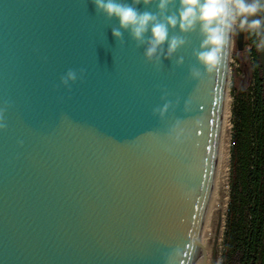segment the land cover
Returning <instances> with one entry per match:
<instances>
[{"label": "water", "instance_id": "95a60500", "mask_svg": "<svg viewBox=\"0 0 264 264\" xmlns=\"http://www.w3.org/2000/svg\"><path fill=\"white\" fill-rule=\"evenodd\" d=\"M114 26L91 0H0V264H195L199 248L217 264L202 229L232 39L207 73L192 55L198 32L157 67ZM260 62L264 80V52Z\"/></svg>", "mask_w": 264, "mask_h": 264}, {"label": "clouds", "instance_id": "9594fccd", "mask_svg": "<svg viewBox=\"0 0 264 264\" xmlns=\"http://www.w3.org/2000/svg\"><path fill=\"white\" fill-rule=\"evenodd\" d=\"M95 12L102 14L106 20L118 21V26L111 28L112 36L121 47L124 46V32L134 41L137 48L144 47L147 63L157 67L163 60L173 56L190 42L187 35L198 32L199 47L193 49L192 55L207 73L213 72L221 64L225 49L230 45L233 34L244 31L251 40V47L257 52H264V0H91ZM143 4L145 9L156 5V11H141L137 6ZM178 5V6H177ZM178 29L179 34H172ZM165 45L167 47L165 48ZM184 63L181 56L175 64ZM86 69H69L60 78V83L70 90V85L83 79ZM200 68L191 67L189 75L193 79L201 76ZM161 99H165L162 96ZM177 103H179L177 101ZM188 103H185L187 110ZM170 101L163 107L153 109V115L161 119L172 107ZM8 104L0 108V130H6L5 112ZM178 120L174 127L178 126ZM22 141L20 144L22 145Z\"/></svg>", "mask_w": 264, "mask_h": 264}, {"label": "trees", "instance_id": "16d2710c", "mask_svg": "<svg viewBox=\"0 0 264 264\" xmlns=\"http://www.w3.org/2000/svg\"><path fill=\"white\" fill-rule=\"evenodd\" d=\"M253 56L252 94L233 109L226 264H264V80L260 52L254 47Z\"/></svg>", "mask_w": 264, "mask_h": 264}, {"label": "bare ground", "instance_id": "6f19581e", "mask_svg": "<svg viewBox=\"0 0 264 264\" xmlns=\"http://www.w3.org/2000/svg\"><path fill=\"white\" fill-rule=\"evenodd\" d=\"M232 140L230 102L227 90L223 104L219 152L214 175V182L203 223L202 236L209 246L211 261L213 248H217L224 238V213L228 205L230 150ZM205 249L199 248L195 264H202Z\"/></svg>", "mask_w": 264, "mask_h": 264}, {"label": "rangeland", "instance_id": "374dc122", "mask_svg": "<svg viewBox=\"0 0 264 264\" xmlns=\"http://www.w3.org/2000/svg\"><path fill=\"white\" fill-rule=\"evenodd\" d=\"M254 56L253 47L247 44L246 35L243 50H238L237 46V32L232 36L231 55L228 64V83H227V97L230 102L231 112V126L232 138L234 134V117L233 109L237 104L247 100L248 96L252 94L254 87ZM242 100V101H241ZM231 140V149H232ZM232 157L230 150V173H229V191H228V205L224 213V238L218 246L217 264H226L224 259L225 254V233L227 230L226 221L230 205L231 179H232Z\"/></svg>", "mask_w": 264, "mask_h": 264}]
</instances>
